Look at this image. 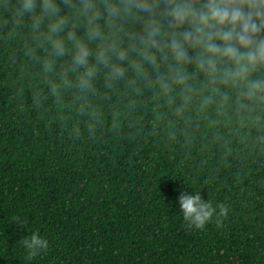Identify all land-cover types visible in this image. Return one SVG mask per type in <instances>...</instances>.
I'll return each mask as SVG.
<instances>
[{"label":"trees","instance_id":"1","mask_svg":"<svg viewBox=\"0 0 264 264\" xmlns=\"http://www.w3.org/2000/svg\"><path fill=\"white\" fill-rule=\"evenodd\" d=\"M19 2L0 0V264H264V123L202 76L187 104L102 68L81 93ZM194 190L227 214L189 226ZM33 231L49 244L28 260Z\"/></svg>","mask_w":264,"mask_h":264},{"label":"clouds","instance_id":"2","mask_svg":"<svg viewBox=\"0 0 264 264\" xmlns=\"http://www.w3.org/2000/svg\"><path fill=\"white\" fill-rule=\"evenodd\" d=\"M18 14L49 45V57H69L62 79L67 84V74L78 73L81 93L102 68L110 81L147 88L152 80L164 93L179 88L187 104L198 91L192 81L202 76L215 85L213 94L227 99L224 89L231 91L238 121L264 123V0H20ZM52 66L44 61L46 71ZM178 202L195 229L228 212L199 190L181 192ZM21 243L28 260L49 244L36 231Z\"/></svg>","mask_w":264,"mask_h":264}]
</instances>
